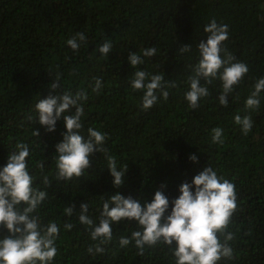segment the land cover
Masks as SVG:
<instances>
[{
    "label": "trees",
    "instance_id": "16d2710c",
    "mask_svg": "<svg viewBox=\"0 0 264 264\" xmlns=\"http://www.w3.org/2000/svg\"><path fill=\"white\" fill-rule=\"evenodd\" d=\"M213 18L228 25V39L221 47L246 63L249 72L227 97V107L217 98L221 82L213 80L206 85L210 95L200 99L198 108L189 109L184 98L187 79L199 58L197 44L207 38L203 27ZM76 32L84 33L86 44L78 41L81 46L74 52L66 41ZM105 40L113 43L107 58L98 52ZM189 44V52L178 51ZM148 47H155L157 53L142 57L144 63L132 68L128 54L142 55L140 50ZM138 69L163 73L165 80L176 83L167 89L166 101L160 98L146 111L141 110L143 93L130 86ZM57 74L60 86L51 90ZM97 77L103 85L99 94L92 91ZM261 77L264 0H0V168L16 143L29 145L26 160L33 187L48 192L38 209L41 223L55 222L60 228L52 264H175L164 244L145 247L143 256L137 255L134 241L120 246V237H130L138 229L135 221L113 224L112 240L102 254L87 252L98 241H92L79 222V206L88 203L87 214L98 223L108 196L119 192L143 203L160 190L169 199L167 215L171 201L180 194L179 185L191 183L208 165L234 183L237 195L228 227L235 235L229 241L233 258L218 264H264V91L258 109L244 107ZM81 89L88 95L81 134L87 138L88 128L107 134L106 154L116 158L118 169L127 165L120 188L114 187L106 154L100 152L91 155L92 167L83 176L56 178L55 145L62 140L64 120L61 117L53 131H46L34 106L50 91ZM237 114L252 117L247 135L234 123ZM214 127L224 129L222 145L211 141ZM32 130H39V135L33 136ZM193 154L196 161L189 158ZM39 161L44 162L43 170L36 167ZM45 175L50 187L42 183ZM70 204L75 211L66 216L63 210ZM68 222L74 225L70 231L63 227ZM7 234L0 226V238Z\"/></svg>",
    "mask_w": 264,
    "mask_h": 264
},
{
    "label": "clouds",
    "instance_id": "9594fccd",
    "mask_svg": "<svg viewBox=\"0 0 264 264\" xmlns=\"http://www.w3.org/2000/svg\"><path fill=\"white\" fill-rule=\"evenodd\" d=\"M207 38L197 44L198 61L191 65L192 74L187 83L189 90L184 93L189 109L199 107L201 98L210 95L206 85L213 80L221 82L222 91L218 95L220 105L227 107V97L233 92L249 72L248 65L222 48V43L228 39V25L217 23L213 18L203 27ZM86 44L82 32H76L66 41L75 52L81 44ZM113 43L105 40L98 52L107 58ZM191 45H181L180 53H187ZM142 55L130 52L127 60L129 65L137 69L144 63L142 57H153L157 53L155 47L143 48ZM221 52L224 56H221ZM92 91L99 94L102 88L100 78H94ZM201 80L205 83L202 85ZM59 74L56 81L51 83V90L60 86ZM130 86L133 91H141V110H148L162 98L168 99V88L176 87L175 81L165 80L164 74H151L145 70H135L132 73ZM264 91V77L256 80L253 90L244 102L245 109L255 110L260 106L259 94ZM159 93V96H158ZM88 100L87 93L81 89L75 93L64 91L60 94L49 92L48 96L39 99L34 108L38 122L45 126L46 131H53L58 119L64 120L65 131L62 140L55 145L56 178L71 180L83 176L86 169L92 167L90 160L94 152L107 153L103 147L107 134L93 128L87 129V138L81 134L84 117V101ZM75 111H71V108ZM32 120V117H29ZM234 123L240 126L244 135L251 130L253 121L251 115L239 114L234 116ZM33 136L39 135V130H32ZM211 141L214 144L224 143V129H211ZM30 155L29 145L18 142L14 150L8 154L7 163L0 168V226L7 230V235L0 238V264H52L58 249L56 242L60 233L59 225L55 222L41 223L38 209L48 199V192L33 187V175L29 172L26 158ZM196 161L193 154L189 157ZM107 169L111 175L114 187L120 188L124 183L123 177L127 165L117 168L116 158L105 155ZM36 167L43 170L44 162L39 161ZM42 183L51 186L48 176ZM163 187V185L161 186ZM179 196L171 201L160 190L153 194L150 202H141L131 196H123L119 192L103 199L98 223L87 214L88 203L79 206L78 220L86 226L92 241H98L87 248L89 253L102 254L113 237L112 225L122 220L135 221L138 229L132 231L130 237L119 238L121 247L134 241L137 255L143 256L145 247L152 248L159 244L169 246L175 258V264H218L222 259L233 258V248L229 241L235 239L233 232L228 231L232 216L237 209V195L234 183L219 176L210 165L196 174L191 183L179 185ZM75 205L70 204L63 212L71 216ZM73 224L63 225L70 231ZM223 237V239H221Z\"/></svg>",
    "mask_w": 264,
    "mask_h": 264
}]
</instances>
